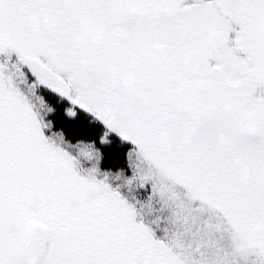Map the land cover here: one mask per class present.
<instances>
[{"label": "snow or ice", "instance_id": "snow-or-ice-1", "mask_svg": "<svg viewBox=\"0 0 264 264\" xmlns=\"http://www.w3.org/2000/svg\"><path fill=\"white\" fill-rule=\"evenodd\" d=\"M0 264H264V0H0Z\"/></svg>", "mask_w": 264, "mask_h": 264}, {"label": "trees", "instance_id": "trees-1", "mask_svg": "<svg viewBox=\"0 0 264 264\" xmlns=\"http://www.w3.org/2000/svg\"><path fill=\"white\" fill-rule=\"evenodd\" d=\"M62 107H63L62 104H61V105H58V108H62ZM80 119H81L82 121H84V122H87V120L89 119V117H87V116L84 115V114H81ZM118 145H119L118 140H116V139L114 138V141H113V149H114V150H116V151H123L124 148L128 147L127 145H125L124 147H118Z\"/></svg>", "mask_w": 264, "mask_h": 264}]
</instances>
